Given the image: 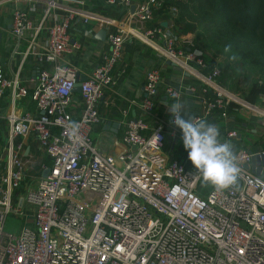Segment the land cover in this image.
<instances>
[{
    "label": "built area",
    "instance_id": "2783aa9c",
    "mask_svg": "<svg viewBox=\"0 0 264 264\" xmlns=\"http://www.w3.org/2000/svg\"><path fill=\"white\" fill-rule=\"evenodd\" d=\"M102 1L109 7L123 6L124 19L99 22L107 49L79 81L76 99L77 69L59 60L81 46L70 33L74 17L87 22L94 12L68 0H0V5L43 6L36 20L25 5L12 8L10 34L20 58L12 78L0 71V99L9 90L14 102L26 94L19 81L25 60L31 57L40 65L31 78L34 109L5 115L8 143L0 157V264H264V177L244 166L254 154L264 159V148L238 147L242 173L237 185L223 191L211 187L201 195L197 188L202 177L195 167L167 155L165 126L147 120L161 88L157 67L146 69L142 97L131 99L121 110L124 150L107 153L95 145L91 128L100 120L99 100L104 89L117 81L112 68L132 32L125 29V20L151 23L143 36L215 92L212 99L199 94L204 110L193 118L202 119L214 109L225 115L229 102L251 105L243 94L221 86L217 67L201 71L204 61L179 45L173 22L168 27L154 21L164 0ZM169 10L176 15V6ZM163 91L176 100L183 94V89L170 85ZM75 104L78 112L72 109ZM132 105L138 115H129ZM172 120L171 113L174 125ZM72 122L79 124L75 137ZM30 134L40 149L37 163L35 154L25 153L22 141H17ZM227 136H236V131ZM45 156L49 163L42 160ZM9 215L19 222L13 226L16 233L4 227Z\"/></svg>",
    "mask_w": 264,
    "mask_h": 264
},
{
    "label": "crops",
    "instance_id": "0c3cea01",
    "mask_svg": "<svg viewBox=\"0 0 264 264\" xmlns=\"http://www.w3.org/2000/svg\"><path fill=\"white\" fill-rule=\"evenodd\" d=\"M144 0H133L139 2ZM73 6H81V8L89 9L94 15L89 21L83 22L82 17L77 15L74 17L72 28L70 30L72 39H78L81 43L80 48L73 50L69 54H65L59 61L62 63L67 61L73 64L77 69V76L85 78L91 69L100 62L102 54L107 49L105 36L100 39L95 37V33L104 29L99 22L109 18H123L125 9L121 5L109 7L102 0H68ZM25 5L29 8L32 17L36 20L40 15L42 4L33 6L29 3H5L0 5V71L8 78H12L17 71L20 54L13 51L15 47V39L10 34V12L14 6ZM134 6V3H132ZM131 10V9H130ZM168 11L158 12L154 21L161 23L163 26H170L172 16ZM39 14V15H38ZM126 30H130L124 42L122 55L120 60L113 66L112 74L116 78V83L104 89L103 95L99 100L100 120L91 128V135L97 148L107 153H116L124 150L126 147L120 141V135L123 130L122 112L121 110L130 105L131 99L139 100L142 93V84L144 74L147 68L157 67L161 75V88L157 94L154 110L147 117L150 124L163 123L167 131L165 141V150L169 156L177 157L185 160L188 167H194L187 157V150L183 146L182 131L175 125H171L169 106L180 103L181 111L189 116L202 114L204 107L200 102V80L193 72L183 70L174 61L168 59L149 40L143 36V31L151 26V23L140 20H126L123 22ZM105 26V25H104ZM85 31H89L86 33ZM91 31V32H90ZM179 42H185L189 39V34H180ZM153 39L159 42L158 37ZM24 47V43L20 44ZM51 67V64L46 65ZM40 65L31 57H28L19 72V81L21 86L27 88L26 94L20 96L12 102L9 90L3 94L0 99V157H4L5 147L8 143V124L5 115L10 111L16 113L25 110H33L35 103L31 96L33 88V78L36 76ZM32 78V79H31ZM170 85L175 88L183 89V94L179 100L168 96L163 91V86ZM192 86L193 89L188 87ZM74 97L79 98L78 91H74ZM235 103L231 108H225V115L221 111L212 110L204 118L211 124L217 126L220 130L221 142H227L234 151L238 147H245L249 150H257L264 148V128L262 120L264 118V96L259 97L251 105ZM74 112H78L76 104L72 106ZM129 115H138L136 106L129 107ZM187 118V117H185ZM174 130L172 134L171 131ZM236 131V136L228 137L227 132ZM21 140L25 153L35 154L36 163L39 161L40 149L38 148L36 138L33 134L20 136L17 141ZM167 148V149H166ZM41 160V159H40ZM46 163H49L48 157H43ZM248 170L264 177V163L260 160H253L244 165ZM211 185L205 184L203 180L199 182L197 191L204 195L211 188Z\"/></svg>",
    "mask_w": 264,
    "mask_h": 264
},
{
    "label": "trees",
    "instance_id": "16d2710c",
    "mask_svg": "<svg viewBox=\"0 0 264 264\" xmlns=\"http://www.w3.org/2000/svg\"><path fill=\"white\" fill-rule=\"evenodd\" d=\"M172 3L179 9L175 16L169 10L173 31L193 34L190 42H184L182 48L202 58L205 66L201 71L207 73L217 67L219 74L216 80L227 89L243 93L249 102L264 96V78L249 82L248 75L241 70L248 63L264 74V0H164L157 13L168 11ZM198 24L211 28L216 39L199 30ZM210 45L215 46V51L207 57L204 51ZM220 53L226 56L222 62H217ZM200 85L206 87L205 90L200 89L201 96L215 97L211 88L201 82ZM233 106V102L226 104L228 109ZM215 110L220 112L222 109Z\"/></svg>",
    "mask_w": 264,
    "mask_h": 264
},
{
    "label": "clouds",
    "instance_id": "9594fccd",
    "mask_svg": "<svg viewBox=\"0 0 264 264\" xmlns=\"http://www.w3.org/2000/svg\"><path fill=\"white\" fill-rule=\"evenodd\" d=\"M181 108L180 103L169 106V112L173 115L172 123L182 131L188 159L203 182L217 191L237 185L242 173L239 158L227 142H221L219 128L205 119L186 115ZM69 127L75 137L79 124L72 122Z\"/></svg>",
    "mask_w": 264,
    "mask_h": 264
},
{
    "label": "rangeland",
    "instance_id": "374dc122",
    "mask_svg": "<svg viewBox=\"0 0 264 264\" xmlns=\"http://www.w3.org/2000/svg\"><path fill=\"white\" fill-rule=\"evenodd\" d=\"M174 1H183V0H174ZM171 6H176L177 7V9H178V6L176 5V4H174V3H172L171 4ZM178 11H179V9H178ZM195 15V14H194ZM196 16V15H195ZM196 19V18H195ZM197 28L199 29V30H201V31H203L205 34H207L208 36L210 35V36H212V38H215L216 39V37H215V35H214V32H213V30L211 29V28H209V27H205L204 25H201V24H198V26H197ZM178 33V32H177ZM179 34V33H178ZM189 34V39H192L193 38V34L192 33H188ZM211 41L209 40V42L208 43H210ZM179 45L182 47V46H184V42L183 43H181V42H179ZM215 51V46H213V45H210V46H208V48H206V51H204V53L206 54V56L207 57H210L211 55H212V53ZM226 56V54H223V53H220L219 55H218V57H217V59H216V61L217 62H222L225 58ZM241 70L245 73V74H247L248 75V77H249V82L250 81H253V80H258V81H261V79H263L264 78V74L262 73L263 71L262 70H260L259 68H257L256 66H253V65H251V64H248V63H245L243 66H242V68H241ZM239 78H241V77H239ZM221 83V82H220ZM242 83V82H241ZM221 86L225 89V90H228L229 92H233V93H237V94H239V95H242L243 93H241V92H238V91H234V90H231V89H227L224 85H223V83H221ZM167 149V148H166ZM164 152L167 154V155H169L168 153H167V151L165 150V148H164ZM18 220L16 219V218H14L13 216H11V215H9L8 217H7V219H6V222H5V229L6 230H10V231H12L13 233H16V230H13V226L14 227H17L18 226Z\"/></svg>",
    "mask_w": 264,
    "mask_h": 264
},
{
    "label": "water",
    "instance_id": "95a60500",
    "mask_svg": "<svg viewBox=\"0 0 264 264\" xmlns=\"http://www.w3.org/2000/svg\"><path fill=\"white\" fill-rule=\"evenodd\" d=\"M130 9H131V10L133 9V5L130 6ZM104 34H105V31H104L103 29H100V30H98V31L95 33V37L102 39V38L104 37ZM82 79H84V78H83V77H80V78L78 77V81H77L76 84H75L74 91H79V90H80V88H79V81L82 80ZM257 159H260V160L264 163V159H263V156H262L261 154H254V155L252 156V158H251V162H252L253 160H257ZM247 165H248V164H247ZM46 172H47V170H44V171L42 172V174L45 175ZM256 174H258V171H256Z\"/></svg>",
    "mask_w": 264,
    "mask_h": 264
}]
</instances>
